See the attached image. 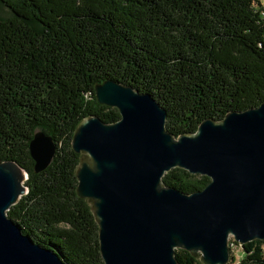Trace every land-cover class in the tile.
Here are the masks:
<instances>
[{
	"label": "trees",
	"instance_id": "1",
	"mask_svg": "<svg viewBox=\"0 0 264 264\" xmlns=\"http://www.w3.org/2000/svg\"><path fill=\"white\" fill-rule=\"evenodd\" d=\"M3 9L0 161L27 173V191L7 216L66 264H104L91 205L77 191L81 153L71 146L85 117L119 119L97 101V84L112 79L151 94L174 137L264 101L261 0H0ZM36 130L56 143L40 172L29 152ZM209 180L177 167L162 177L185 193ZM241 246L242 257L227 264H264V240ZM175 257L203 264L182 249Z\"/></svg>",
	"mask_w": 264,
	"mask_h": 264
},
{
	"label": "water",
	"instance_id": "2",
	"mask_svg": "<svg viewBox=\"0 0 264 264\" xmlns=\"http://www.w3.org/2000/svg\"><path fill=\"white\" fill-rule=\"evenodd\" d=\"M95 96L116 107L119 119L85 117L71 146L81 153L77 191L91 205L104 264H180L175 249L199 253L203 264H227L230 236L241 245L264 240V101L174 137L151 94L106 79ZM55 151L52 137L36 130L29 142L34 172ZM175 167L210 180L182 192L162 182ZM26 178L16 162L0 161V264H66L7 216L26 193Z\"/></svg>",
	"mask_w": 264,
	"mask_h": 264
},
{
	"label": "rangeland",
	"instance_id": "3",
	"mask_svg": "<svg viewBox=\"0 0 264 264\" xmlns=\"http://www.w3.org/2000/svg\"><path fill=\"white\" fill-rule=\"evenodd\" d=\"M261 3L264 6V0H261ZM0 13L6 15L7 11H6V9H3L2 11H0ZM228 244L230 246V256L233 257L234 263H237L238 260L242 257V254H243L242 246H241V244L236 243L232 236H230L228 238ZM197 258L201 261L199 253H198Z\"/></svg>",
	"mask_w": 264,
	"mask_h": 264
}]
</instances>
